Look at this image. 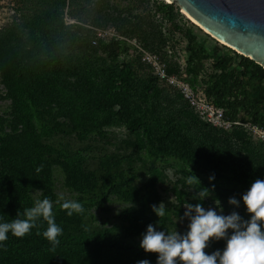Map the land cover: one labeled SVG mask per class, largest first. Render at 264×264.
Listing matches in <instances>:
<instances>
[{"label":"trees","instance_id":"trees-1","mask_svg":"<svg viewBox=\"0 0 264 264\" xmlns=\"http://www.w3.org/2000/svg\"><path fill=\"white\" fill-rule=\"evenodd\" d=\"M18 3L19 8L13 10L9 22L0 30V78L13 117L12 132L0 139V264H164L167 258L175 256L199 257L232 239L264 246V147L234 127L225 138L203 130L196 141L188 142L186 134L179 140L176 127L161 136L158 153H174L188 166L190 176L200 173L206 178L201 184L203 191L198 196L191 195L194 201L202 205L199 197L209 192L210 199L219 202L225 212L212 216L213 221L204 229L184 233L180 242L167 243L156 236L143 243H126L105 231L87 232L63 224L64 215L59 213L33 211L31 188H38L51 198L46 160L49 156L59 158L67 183L73 188L90 190L93 185L78 152L64 153L46 143L54 129L38 120L40 101L55 96L60 115L75 128L94 124L97 118L106 122L94 106L88 109L76 91L57 83L61 77L72 74L62 48L81 35L87 38L90 29L85 25L125 22L138 31L143 18L139 14L132 15V21L120 18L115 5L108 0H19ZM154 6L167 18L177 13L172 3L163 0H155ZM64 14L72 17L74 23H65ZM121 47L115 38L97 44L107 58L117 57ZM185 48L187 74L200 77L203 94L222 109L223 118L264 127V69L229 48L206 51L191 40H187ZM91 77L92 72L87 71L84 82L91 83ZM128 78L127 64H121L108 75L103 93L110 105L118 103L117 92L111 94L113 88L122 89ZM155 96L154 86L141 80L136 111L141 110V103ZM37 121L39 130L35 131ZM131 121L134 126L130 131L136 136L140 132L151 134L154 126H168V122L142 118ZM137 143L139 149H145L141 139ZM155 169L150 168L156 173ZM154 218L145 219L143 226L159 229L162 224ZM244 263L262 262L249 257Z\"/></svg>","mask_w":264,"mask_h":264},{"label":"rangeland","instance_id":"rangeland-1","mask_svg":"<svg viewBox=\"0 0 264 264\" xmlns=\"http://www.w3.org/2000/svg\"><path fill=\"white\" fill-rule=\"evenodd\" d=\"M18 1L0 0V30L9 22L13 10L19 8ZM154 1L137 4L131 0H108L109 4L115 5L114 10L120 18L132 21V15L139 14L143 18L140 29L134 31L125 22H99L93 27L85 25L90 29L88 37L84 39L81 35L61 50L72 74L61 77L57 83L76 91L88 109L94 106L96 113L104 115L106 122L102 123L97 118L94 124L73 127L67 118L60 115L61 109L55 96L42 99L37 106L38 120L54 129L51 140L46 143L64 153L78 152L83 157V167L90 173L93 185L90 190L73 188L67 183L58 163L59 158L49 156L46 160L51 198H47L40 189L31 188L32 210L48 215L59 213L64 215L63 224L77 226L87 232L105 231L126 243H143L156 236L161 241L177 243L184 233L204 229L213 221L212 216L225 213L219 202L210 199L209 192L199 197L202 205L191 196H198L203 191L201 184L206 182V178L202 174L190 176L188 166L181 158L172 152L158 153L161 136L167 129L179 128L176 138L186 134L190 142L196 141L203 130L225 138L234 127L243 131L246 138L264 147V127L256 126L251 130L240 125L213 126L202 120L184 100L177 86L179 81L194 91L202 89L200 77L194 78L185 70L187 40L201 44L206 51L214 47L227 51L228 47L212 38L174 2L172 4L177 13L167 18L156 10ZM63 20L74 23L68 14H64ZM110 38L117 39L122 46L115 58L105 57L97 48L98 43ZM121 64L128 65L129 78L122 89L113 88L111 94L117 92L118 103L110 105L103 93L104 86L108 84V75ZM160 68L166 77L175 81L170 83L160 78ZM87 71L92 72L91 83L84 82ZM141 80L154 86L156 96L145 104L141 103V110L136 111L140 102ZM11 112V103L0 78V139L12 132ZM132 118L168 122V126H154L151 134L140 132L136 136L130 131L134 126ZM34 130H39L38 121ZM139 139L145 143V149L138 148ZM151 167L156 168V173L150 170ZM150 216L161 222L159 229L143 226L144 220ZM254 244L245 239H232L218 250L199 257L194 254L175 256L163 263L245 264L244 260L252 257L259 258L264 264V246Z\"/></svg>","mask_w":264,"mask_h":264},{"label":"water","instance_id":"water-1","mask_svg":"<svg viewBox=\"0 0 264 264\" xmlns=\"http://www.w3.org/2000/svg\"><path fill=\"white\" fill-rule=\"evenodd\" d=\"M212 38L264 69V0H165Z\"/></svg>","mask_w":264,"mask_h":264},{"label":"built area","instance_id":"built-area-1","mask_svg":"<svg viewBox=\"0 0 264 264\" xmlns=\"http://www.w3.org/2000/svg\"><path fill=\"white\" fill-rule=\"evenodd\" d=\"M158 73L160 78H165L170 83L175 81L172 77H166L161 68L160 72ZM177 86L182 93L184 100L197 112L198 116L205 122H208L211 125L217 127L240 125L243 127L246 126L251 130H254L256 128L257 125L254 123H240L237 121L229 122L228 120H225L222 116V109L216 107L212 103V101L203 94L202 89H200V91L198 92L194 91L186 83H182V81H179L177 83Z\"/></svg>","mask_w":264,"mask_h":264}]
</instances>
